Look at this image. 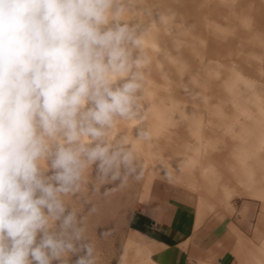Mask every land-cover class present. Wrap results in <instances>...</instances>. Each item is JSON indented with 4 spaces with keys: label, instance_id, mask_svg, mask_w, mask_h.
Here are the masks:
<instances>
[{
    "label": "clouds",
    "instance_id": "9594fccd",
    "mask_svg": "<svg viewBox=\"0 0 264 264\" xmlns=\"http://www.w3.org/2000/svg\"><path fill=\"white\" fill-rule=\"evenodd\" d=\"M149 175L264 192V0H0V264H99L81 195Z\"/></svg>",
    "mask_w": 264,
    "mask_h": 264
},
{
    "label": "crops",
    "instance_id": "0c3cea01",
    "mask_svg": "<svg viewBox=\"0 0 264 264\" xmlns=\"http://www.w3.org/2000/svg\"><path fill=\"white\" fill-rule=\"evenodd\" d=\"M151 180L140 218L153 264H247L252 246L259 243L247 216L221 208L199 214L198 202H207L197 190Z\"/></svg>",
    "mask_w": 264,
    "mask_h": 264
},
{
    "label": "rangeland",
    "instance_id": "374dc122",
    "mask_svg": "<svg viewBox=\"0 0 264 264\" xmlns=\"http://www.w3.org/2000/svg\"><path fill=\"white\" fill-rule=\"evenodd\" d=\"M251 73L254 74V70ZM151 179L154 178L149 175L140 182H131L125 189L108 197L94 192L89 195L88 200L97 210L89 216L87 212L88 205H86L87 211L82 212V214L86 217L88 236L94 242L100 254L99 264H119L121 257L125 256L127 264L148 263L150 250L145 242L149 243V241L146 238V229L142 228L144 223L140 215L142 203L147 194V184ZM182 185L193 188L192 190L196 193L198 191L202 201L207 202V204L198 202L197 212L199 214L213 211L210 210V205H215L214 209L221 208L225 210L219 203V196H210L209 192L204 191V187H200L203 186L202 183L185 180L177 186L184 188ZM231 203V210L226 211L229 214L238 212L242 218L247 216V221L254 227L253 232L258 233L255 238L258 241L264 239V237H261V228H264V192L251 191L249 195L237 194ZM104 233H109L107 238H104ZM137 240L145 241L144 250H139L141 248L132 245ZM75 258L73 256L71 259L74 261ZM131 258L133 262H130Z\"/></svg>",
    "mask_w": 264,
    "mask_h": 264
},
{
    "label": "bare ground",
    "instance_id": "6f19581e",
    "mask_svg": "<svg viewBox=\"0 0 264 264\" xmlns=\"http://www.w3.org/2000/svg\"><path fill=\"white\" fill-rule=\"evenodd\" d=\"M213 50H214L215 52H218L219 55H221V56H224V55L227 54L226 49H224V48H215V47H214ZM248 71H249V74H252V73H251L252 70H248ZM200 187H204V191L207 192V193L209 192V190H208V188H207L206 185L203 184V186H200ZM91 194H92V191H91V189L89 188L87 191H85V192L81 195V201H80V202H82V201L85 200V199L88 200L89 197H90L89 195H91ZM237 194H239V195H249V194H251V191H245V190H239V189H238ZM66 199L68 200V202L72 203L74 206H78V205H77V204H78V201L74 200L73 198H66ZM89 201H90V200H89ZM80 202H79V203H80ZM96 202H97V201H96ZM86 209H87V207H86V205H84L83 208H81V212L87 211ZM87 212H88V211H87ZM144 242H145V241H144ZM144 242L137 240L135 243H132V245H134L135 247H139V248H141V249H139V250H144ZM146 244H147V248L151 251V249H152L151 245H150L149 243L145 242V245H146ZM130 262H133V259H132V258L130 259ZM147 264H153L152 261H151V259H149V261H148Z\"/></svg>",
    "mask_w": 264,
    "mask_h": 264
}]
</instances>
